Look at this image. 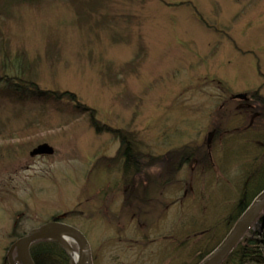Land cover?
Here are the masks:
<instances>
[{"label": "rangeland", "instance_id": "374dc122", "mask_svg": "<svg viewBox=\"0 0 264 264\" xmlns=\"http://www.w3.org/2000/svg\"><path fill=\"white\" fill-rule=\"evenodd\" d=\"M93 1L98 14L84 13ZM0 15V39L29 63L23 77L75 94L100 126L132 134L142 161L164 174L140 165L126 175L121 142L68 101L0 97V264L15 229L53 219L86 235L94 264L181 263L184 254L169 253L183 242L190 251L201 227L225 237L244 170L229 143L264 133V0H39ZM259 89V106L231 101ZM216 128L222 136L209 146ZM42 145L54 154L32 156ZM185 148L208 160L174 175L169 157ZM141 185L148 189L136 192ZM142 191L143 215L131 202Z\"/></svg>", "mask_w": 264, "mask_h": 264}, {"label": "trees", "instance_id": "16d2710c", "mask_svg": "<svg viewBox=\"0 0 264 264\" xmlns=\"http://www.w3.org/2000/svg\"><path fill=\"white\" fill-rule=\"evenodd\" d=\"M38 1L39 0H0V9L2 10V12L0 11V14L4 13V9L12 10L13 7L15 9L16 7L24 5L25 3L33 4L37 3ZM87 4H89L86 9L87 12L84 13L90 15L98 14L99 1L88 2L84 5ZM80 17L84 19L83 16ZM1 18L2 17L0 15V22ZM2 29V25H0V32ZM0 58L2 61V68L0 69V97L9 99L11 102L19 104L28 103L29 105L36 103H42L43 105H58L64 101L70 102L75 107H73L75 113L85 115L89 114L91 125L97 133H109L121 142L122 150L120 151V156H118L117 159H123L124 172L126 175L129 173V171L140 169L141 165V167H144L143 169L147 172H151L154 169L158 170V173L160 174L159 179L161 181L164 180L162 179L164 174L159 168H155L156 164L154 166L147 164L146 159L148 158L144 157L143 158L145 162L142 161L140 157L141 155L138 154V150L136 149L135 142L130 137L132 134L123 131H115L108 126H100L99 122L96 120L95 112L86 106L81 105L75 94L67 93L65 95H61L57 92L45 91L40 89L39 84L32 80V76H28L27 78L23 77L22 75H25L26 72L30 73L31 71L28 66L29 63L24 64L26 61H22L24 58H22L21 55H17L15 58H13L11 52L8 50L7 44H5L2 39H0ZM260 68L261 67L258 65V70H260ZM8 70H14L15 73H10ZM260 92L261 89H259L257 92L249 94V97L251 98L250 101L243 103L252 104L254 102L252 105H261V102H259V104L256 102L260 98ZM257 112H261L259 108ZM215 131V139H218L219 136H222L219 128H216ZM258 132L253 131L252 133H245L242 136H238V139L230 141L231 143H229L230 149L233 148L232 156L234 157L235 161L242 165L244 170L237 187V201L232 206L228 215L221 222L222 227L225 229V236L230 232L242 214L256 199V197L264 190V133L263 131ZM246 134L251 135V137L247 139L245 136ZM254 142H259L260 146L256 147ZM250 149L253 151L256 150L255 156L258 158H255L249 153ZM203 152L204 151L202 149L200 150L199 148L192 151L188 150V148H185L180 153L177 152L170 155L168 163H170L172 166V173L174 175L178 174L182 170V166L190 164L191 160L193 159H197L196 161L204 165V163H206L208 160V157ZM203 154L207 157V159L203 158ZM160 164L162 165L161 161H158V165ZM141 183L147 185L151 191V187H153L150 184L151 182ZM144 185H141L140 187L142 188H139L136 192H140L143 190V188L148 189ZM147 198L149 197L146 194H143L142 191L140 197H135L131 200L133 204L138 203L135 205L136 213L140 212L143 215L145 210L142 208V205L145 206L148 204ZM126 207L128 211H130L129 200ZM215 227L221 228L219 224L215 225ZM189 232L191 234L194 232V230ZM25 235L26 233H21L15 229L13 237L19 240ZM198 236L203 238L190 251L185 252V248H187L186 242H183L184 244H179V246H177L174 251H169L170 253L166 251L167 254L169 253V255H174L175 257L176 255L182 254H184V258L186 257V261L181 263H178L176 257L172 264H200L204 258L208 256L225 238H220L221 240L214 238V230L210 232L208 229L203 230V227H201V230L194 233L192 237L195 238ZM183 250L185 253L180 252ZM31 255L36 264H71V261L63 248L58 243L53 241L36 242L31 247ZM3 264H9L7 257ZM223 264H264V211L256 221L254 228L250 230L247 236H245L244 239L237 245V247L228 256Z\"/></svg>", "mask_w": 264, "mask_h": 264}, {"label": "water", "instance_id": "95a60500", "mask_svg": "<svg viewBox=\"0 0 264 264\" xmlns=\"http://www.w3.org/2000/svg\"><path fill=\"white\" fill-rule=\"evenodd\" d=\"M236 98L245 100L247 99V96L239 95ZM212 137L213 134L209 136L208 144H210V139ZM52 154H54V150L48 145H42L32 152V156ZM263 211L264 190L243 213L222 243L210 253L201 264H222L247 235ZM63 239H68L77 246L78 259L76 262L73 261L71 254L63 245ZM39 241L57 242L69 256L72 264H93L92 250L86 236L77 228L57 221L33 229L20 239L11 249L9 254L10 264H36L31 255V247L34 243ZM14 250H16V256L13 258L12 251Z\"/></svg>", "mask_w": 264, "mask_h": 264}, {"label": "bare ground", "instance_id": "6f19581e", "mask_svg": "<svg viewBox=\"0 0 264 264\" xmlns=\"http://www.w3.org/2000/svg\"><path fill=\"white\" fill-rule=\"evenodd\" d=\"M62 243L67 248L69 253L71 254L73 261L76 262L78 259V254L73 250V248L71 246V242L68 239H63Z\"/></svg>", "mask_w": 264, "mask_h": 264}, {"label": "flooded vegetation", "instance_id": "af4514ba", "mask_svg": "<svg viewBox=\"0 0 264 264\" xmlns=\"http://www.w3.org/2000/svg\"><path fill=\"white\" fill-rule=\"evenodd\" d=\"M251 98H249V100H250ZM253 107V106H252ZM215 134V133H214ZM215 136V135H214Z\"/></svg>", "mask_w": 264, "mask_h": 264}]
</instances>
